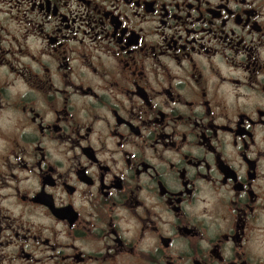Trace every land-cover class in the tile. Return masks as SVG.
I'll return each mask as SVG.
<instances>
[{
	"label": "clouds",
	"instance_id": "clouds-1",
	"mask_svg": "<svg viewBox=\"0 0 264 264\" xmlns=\"http://www.w3.org/2000/svg\"><path fill=\"white\" fill-rule=\"evenodd\" d=\"M0 264H264V0H0Z\"/></svg>",
	"mask_w": 264,
	"mask_h": 264
}]
</instances>
